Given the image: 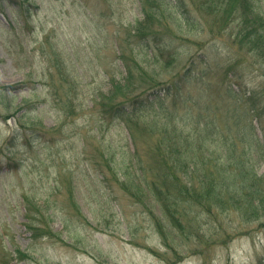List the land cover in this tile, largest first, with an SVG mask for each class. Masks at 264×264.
Here are the masks:
<instances>
[{
    "label": "rangeland",
    "instance_id": "rangeland-1",
    "mask_svg": "<svg viewBox=\"0 0 264 264\" xmlns=\"http://www.w3.org/2000/svg\"><path fill=\"white\" fill-rule=\"evenodd\" d=\"M205 1L0 0V264H264V218L227 242L165 245L146 182L163 134L194 113L217 117L210 149L226 134L264 145V67L234 41L236 16L214 21L227 4Z\"/></svg>",
    "mask_w": 264,
    "mask_h": 264
},
{
    "label": "trees",
    "instance_id": "trees-1",
    "mask_svg": "<svg viewBox=\"0 0 264 264\" xmlns=\"http://www.w3.org/2000/svg\"><path fill=\"white\" fill-rule=\"evenodd\" d=\"M214 2L226 3L229 8L222 16L215 17L216 24H226L230 17L236 16L242 28L235 34L234 41L241 50L253 51L264 67V13L256 12L259 5L257 0H209L201 2L199 9L208 10L210 6H214ZM139 24L137 43L148 47L156 45L154 37L161 35L153 28L151 17L146 16ZM130 80L131 78L127 79L128 84ZM262 86L264 88V84ZM142 91L143 89L140 92ZM124 108L118 106L116 111L120 113ZM225 114L218 115V119L225 121V125L231 116L238 115L241 120L243 114L246 117L248 114L253 115ZM203 117V113H194L195 128L168 129L162 137L163 147H157V162L145 166L149 167V173L154 178L148 179L147 176L146 182L153 189L166 222L173 227L169 230L165 224L166 228L162 224L158 225L165 245L170 247H174L175 238L181 243L193 242L197 248L216 244L220 238L227 242L240 233H236L239 229L231 230L234 227L231 224L235 221H239V224L252 223L264 218V173L260 174L257 170L261 160H264V145L258 143L259 148H255L260 137L256 136L255 144L249 140V146L245 149L238 145L239 140H244L243 137L236 134L233 140L232 136L226 134L229 137L226 140L219 138L225 151L219 150L220 148L210 149L207 146L210 141L208 134L213 133L212 129L215 130L216 126L213 124L217 117H208V122ZM202 121L205 127H201ZM250 128L254 130L255 126L250 123ZM257 150L261 151L262 157H255ZM30 218V227L40 231L39 234L46 232L40 226H33L32 215Z\"/></svg>",
    "mask_w": 264,
    "mask_h": 264
}]
</instances>
